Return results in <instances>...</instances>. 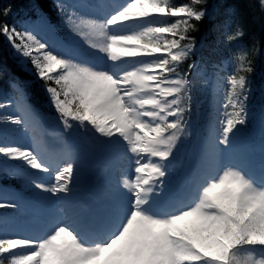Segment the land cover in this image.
I'll list each match as a JSON object with an SVG mask.
<instances>
[{"label": "snow or ice", "instance_id": "6c2138e0", "mask_svg": "<svg viewBox=\"0 0 264 264\" xmlns=\"http://www.w3.org/2000/svg\"><path fill=\"white\" fill-rule=\"evenodd\" d=\"M240 2L264 18V0ZM207 5L208 0H126L97 21L58 4L69 31L103 54L93 59L70 47L55 51L28 29L0 22V35L44 82L64 129L119 145L127 161L117 200L95 212L62 208L32 237L0 234V264H264V144L258 170L252 155L237 147L248 123L260 48L253 43L251 49L242 44L232 49L247 29L230 6L227 19L212 30L229 48L232 70L225 74L213 65L208 76L203 63L183 69L198 45L191 33L212 20ZM198 82L215 92L213 139L208 164L176 198L166 191V178L189 135ZM13 87L22 99V90ZM17 109L21 115H0V125L27 128L28 110L19 100ZM0 156L48 174L47 183L44 177L30 181L37 195L47 194L41 200L54 204L71 195V149L48 161L32 148L0 143ZM6 208L18 205L0 202Z\"/></svg>", "mask_w": 264, "mask_h": 264}, {"label": "rangeland", "instance_id": "374dc122", "mask_svg": "<svg viewBox=\"0 0 264 264\" xmlns=\"http://www.w3.org/2000/svg\"><path fill=\"white\" fill-rule=\"evenodd\" d=\"M80 17L85 19H92L99 21L100 18L98 16H91L90 18L83 13H79L78 11L74 10ZM83 14V15H82ZM69 36L71 37L72 43L79 49L83 50L85 54L89 57L94 58L95 56H103V54L95 53L94 50L88 48L87 44L78 36H75L70 32ZM6 40V38H5ZM7 44L9 42L6 40ZM10 46V45H9ZM12 49V48H11ZM15 57L18 59L19 63L24 67L27 72L32 73L34 71L30 62L22 60L21 57L17 56L12 49ZM32 68V69H31ZM4 92H0V104H4L5 107L0 109V115H14V105L6 99H3ZM47 98H49L47 94ZM82 132L78 133L80 139H83L84 136H81ZM18 140H17V139ZM87 136L84 138L86 139ZM73 139V138H71ZM31 138L29 136V132L23 128H18V126L7 124V125H0V143L5 145H18L22 148H32ZM73 143L75 147H79L81 152H84L86 141H80L73 139ZM26 143L27 146H23ZM22 162L20 161H10L7 158L0 156V165L4 166L5 168H14L21 170L23 173L29 172L30 175H38L40 173L36 172V170L27 168L26 166L17 167L21 165ZM33 170V171H32ZM10 176H15L16 178L19 177L17 173L11 172ZM0 186L2 190L0 191V202L2 203H11L15 204L14 202L18 201V199H24L22 205H18V208H6L1 209L0 214L4 217L2 219L3 226L0 229V234L7 235V236H25L30 237L27 234L26 226H39L44 220V217H39L38 213L28 214L25 210L29 207L28 205H32V203H40L45 207H55L56 203L51 204L49 202L43 201L40 199V196H44L47 194L38 193V190L34 189L33 186L29 183V178L21 177V182L17 186L15 183L12 182L11 178L7 176L0 175Z\"/></svg>", "mask_w": 264, "mask_h": 264}, {"label": "trees", "instance_id": "16d2710c", "mask_svg": "<svg viewBox=\"0 0 264 264\" xmlns=\"http://www.w3.org/2000/svg\"><path fill=\"white\" fill-rule=\"evenodd\" d=\"M174 1L176 4L186 2V0ZM29 4H33L34 10L39 9L44 11L53 19L56 16V9L50 0H0V22L6 21L10 25L11 14ZM230 6H234L237 10V15L242 16L245 19L247 34L242 39L244 41V45L251 49L253 43H256L260 48V51L254 60V73H258L257 71L259 69H257V66H259L264 79V64H260L261 58L259 57V54H261L262 57V53H264V18H261L257 11L250 9L245 3L240 2V0H208L207 9L212 17V20L209 21L208 19H205L200 22L197 25L199 30L191 33V35L194 36L198 42L197 49L191 58L181 67L186 69L187 64L191 63L198 54L201 62L206 61L208 46L214 48L218 43V39L216 38L217 33H214L212 30L213 25L220 22L221 18H227L225 15V9ZM5 9H10V14L7 17L3 15V11ZM193 23L196 22L193 21ZM6 74H15L20 76L22 80L31 85L35 93L38 92L36 86H38L40 82L41 84H44V82L38 79L37 76L35 78L36 80L32 81L26 74L23 73L19 66L15 64V60L7 55L2 35H0V86L3 84V79Z\"/></svg>", "mask_w": 264, "mask_h": 264}, {"label": "bare ground", "instance_id": "6f19581e", "mask_svg": "<svg viewBox=\"0 0 264 264\" xmlns=\"http://www.w3.org/2000/svg\"><path fill=\"white\" fill-rule=\"evenodd\" d=\"M76 205V207L79 209V205H77V204H75Z\"/></svg>", "mask_w": 264, "mask_h": 264}]
</instances>
